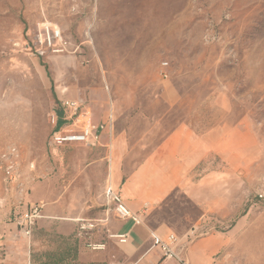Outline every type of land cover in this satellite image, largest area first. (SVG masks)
Wrapping results in <instances>:
<instances>
[{"label":"rangeland","instance_id":"374dc122","mask_svg":"<svg viewBox=\"0 0 264 264\" xmlns=\"http://www.w3.org/2000/svg\"><path fill=\"white\" fill-rule=\"evenodd\" d=\"M47 26L61 31L63 51L43 49L42 57L33 43L45 38ZM166 62L168 78L161 74ZM66 99L85 103L97 124L114 100V130L87 161L104 166V183L94 173L98 190L105 188L110 154L112 172L121 161L128 177L178 127L218 132L219 149L196 174L218 175L221 208L236 215L222 225L176 193L152 207L151 227L200 235L228 228L249 210L264 211L257 199L264 194V0H0V264H84L77 261L80 249L89 264H102L98 255H110L107 241H118L109 230V219L118 217L104 190L72 236L57 233L59 219L44 226L46 219L39 220L29 238L10 222L29 204L47 206L44 197L54 189L66 192L71 175L65 171L59 184L47 185L54 172L34 168L30 183L22 166L86 162L72 146L51 152L52 115ZM11 147L19 152L23 193L1 168ZM81 222L94 229L81 233Z\"/></svg>","mask_w":264,"mask_h":264},{"label":"crops","instance_id":"0c3cea01","mask_svg":"<svg viewBox=\"0 0 264 264\" xmlns=\"http://www.w3.org/2000/svg\"><path fill=\"white\" fill-rule=\"evenodd\" d=\"M108 104L110 110L103 123L97 124L94 121L97 125L106 126L100 136L92 140L90 146L70 145L84 151L86 162L70 163L67 166L61 162H55L53 166H22L30 183L34 168L37 170L36 174L52 170L53 177L45 183L47 185L52 183L53 186L62 180L63 172L68 171L71 174L68 183H63L62 186L68 188L66 192L64 189L59 191L56 188L52 192V197L49 194L44 197L48 200V205L44 203L41 219H46V222L40 224L44 226L45 223H49L47 220L59 219L57 233L72 236L76 231V221L92 217L95 207L99 205V198L103 197V190L105 195L107 188L112 186L121 194L132 211L141 212L146 207L148 211L143 217L144 225L141 226L134 225L130 220L109 219L110 232L114 235L127 234L128 240L126 243L108 240L107 248L110 255L107 259L102 254L98 255L102 264L107 262L112 264L114 261L117 264H181L176 259L166 258L154 237L156 235L166 240L170 234H176L174 230L168 224L151 227L148 219L152 207L161 204L176 193L187 197L204 213L203 215L211 214L218 222L222 221V225H225L224 220L236 215L221 208L218 175L212 173L197 177L196 174L208 156L219 149L218 132L212 130L206 135H199L187 126H180L169 133L157 149L128 177L121 172L119 167L121 161L115 168V174L114 171L112 172L113 159L110 154V158L107 157L109 174L105 180V188L100 185L101 188L98 186V190L93 182L94 173L100 171L102 174L104 166H92V163L87 161L92 154L91 149L102 145L104 134L112 133L114 130L116 121L114 100L109 99ZM50 147L53 155L61 149L51 145ZM107 147H112V143ZM96 181V183L99 181L101 184L104 183V174L97 177ZM105 199L102 203H105ZM98 216L106 217L107 212L100 211ZM10 222L15 226L13 219H10ZM195 232L178 237V241L173 245L179 257L188 264H264V211L249 210L225 229L200 235H195ZM77 261L84 264L91 263L85 249H80Z\"/></svg>","mask_w":264,"mask_h":264},{"label":"built area","instance_id":"2783aa9c","mask_svg":"<svg viewBox=\"0 0 264 264\" xmlns=\"http://www.w3.org/2000/svg\"><path fill=\"white\" fill-rule=\"evenodd\" d=\"M63 37L61 31L58 29L50 30V27H46L45 38L40 40V44H35L34 48L37 54L45 55V50H51L53 53H60ZM56 43L59 44V48H56ZM31 54H34L31 52ZM168 63L162 64L161 74L168 78ZM51 123L53 126L51 133L50 145L58 148L70 146L72 144H84L90 146L92 140L97 139L103 130L106 128L104 124L97 125L94 123L93 115L90 108L78 99H66L61 101L60 114L54 113L52 115ZM1 162L5 179L12 185L19 189L20 193L25 191L24 185L20 180L19 171V152L16 147L9 148L1 155ZM106 199L110 206L114 207V212L117 217L122 220H130L134 225H144V215L147 213L148 208H144L141 212L132 211L123 200L121 194L114 190L112 186H109L106 190ZM258 201L264 204V194L258 196ZM45 204L32 203L29 204L25 211L18 213L13 222L23 237L29 238L32 236L34 228L38 221L42 218ZM94 229V224L81 222L79 224V230L91 231ZM80 233V234H81ZM207 233V232H206ZM204 234V233H202ZM121 243H126L128 240L127 234L113 235ZM156 244L164 252L166 258H172L178 260L181 264H188L187 261L181 259L176 251L173 249V245L178 241V236L174 233L170 234L166 240H162L158 236H154ZM89 247L95 251H102L106 249L105 244H90Z\"/></svg>","mask_w":264,"mask_h":264}]
</instances>
